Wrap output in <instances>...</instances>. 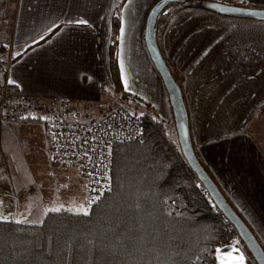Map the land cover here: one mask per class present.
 <instances>
[{
  "label": "crops",
  "instance_id": "obj_1",
  "mask_svg": "<svg viewBox=\"0 0 264 264\" xmlns=\"http://www.w3.org/2000/svg\"><path fill=\"white\" fill-rule=\"evenodd\" d=\"M118 1L0 0V58L9 50L13 55L8 79L14 89L97 109L111 105L112 95L114 100L118 95L110 70ZM157 1L127 0L123 6L119 68L124 90L171 120L167 91L145 45L146 19ZM217 1L264 8V0ZM169 11L173 17L161 36V50L182 79L194 149L264 246V146L255 137L263 138L257 116L264 108V21L195 8ZM77 19L90 27L71 23ZM234 246L246 264H256L240 241L216 252V264H233Z\"/></svg>",
  "mask_w": 264,
  "mask_h": 264
},
{
  "label": "trees",
  "instance_id": "obj_2",
  "mask_svg": "<svg viewBox=\"0 0 264 264\" xmlns=\"http://www.w3.org/2000/svg\"><path fill=\"white\" fill-rule=\"evenodd\" d=\"M126 2L118 1L112 17L113 92L124 100L144 102L124 90L119 68ZM169 9L155 25L160 49L161 36L173 17ZM166 62L183 93L182 79ZM139 119L144 141L115 146L112 187L87 211H52L38 224L0 219V264H214L216 252L229 250L236 240L242 243L184 159L174 119L164 120L153 110Z\"/></svg>",
  "mask_w": 264,
  "mask_h": 264
},
{
  "label": "built area",
  "instance_id": "obj_3",
  "mask_svg": "<svg viewBox=\"0 0 264 264\" xmlns=\"http://www.w3.org/2000/svg\"><path fill=\"white\" fill-rule=\"evenodd\" d=\"M12 64L9 50L0 58V174L8 173L3 146L8 126L37 123L45 130L44 154L48 166L53 170L75 171L85 183L88 210L112 187L115 146L144 141L145 129L139 116L126 105L103 110L69 99L25 95L9 83ZM8 220L12 221V216Z\"/></svg>",
  "mask_w": 264,
  "mask_h": 264
},
{
  "label": "rangeland",
  "instance_id": "obj_4",
  "mask_svg": "<svg viewBox=\"0 0 264 264\" xmlns=\"http://www.w3.org/2000/svg\"><path fill=\"white\" fill-rule=\"evenodd\" d=\"M114 96L108 101L111 105L108 103L103 109L126 105L137 116L152 111L132 100H124L120 95L115 101ZM259 112L257 122L263 138L257 133L255 137L264 146V108ZM6 132L4 152L8 173L5 176L0 174V215L12 216L14 221L38 224L52 209L87 211L88 195L84 181L74 170H53L48 166L44 154L45 130L41 125L14 123Z\"/></svg>",
  "mask_w": 264,
  "mask_h": 264
},
{
  "label": "water",
  "instance_id": "obj_5",
  "mask_svg": "<svg viewBox=\"0 0 264 264\" xmlns=\"http://www.w3.org/2000/svg\"><path fill=\"white\" fill-rule=\"evenodd\" d=\"M212 5H215V7ZM167 7L202 9L225 17L254 21H264V8H249L217 0H158L150 9L145 26V45L151 61L167 91L178 143L183 157L208 192L215 206L235 228L242 243L247 248L256 264H264L263 247L203 167L195 153L190 133L189 114L181 87L169 69L156 38V21ZM131 99L138 105L146 107V104L141 100L137 98Z\"/></svg>",
  "mask_w": 264,
  "mask_h": 264
},
{
  "label": "snow or ice",
  "instance_id": "obj_6",
  "mask_svg": "<svg viewBox=\"0 0 264 264\" xmlns=\"http://www.w3.org/2000/svg\"><path fill=\"white\" fill-rule=\"evenodd\" d=\"M212 6L215 7V5H212ZM71 23L75 25H88L90 27L89 22L85 19H77V20L71 21ZM9 83H14V81H9ZM52 211H59V209H52ZM0 219H3V217H0ZM16 223L19 224V223H22V221L17 220ZM238 244H239V241H235V245H238ZM234 250L237 252V255L233 257L230 254V258L233 260V264H246L244 253L240 251L238 247H235V246H234Z\"/></svg>",
  "mask_w": 264,
  "mask_h": 264
}]
</instances>
